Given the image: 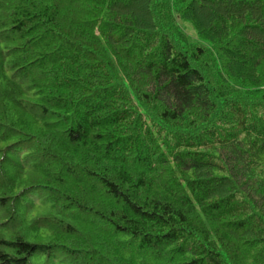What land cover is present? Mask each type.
I'll return each instance as SVG.
<instances>
[{
  "label": "trees",
  "instance_id": "obj_1",
  "mask_svg": "<svg viewBox=\"0 0 264 264\" xmlns=\"http://www.w3.org/2000/svg\"><path fill=\"white\" fill-rule=\"evenodd\" d=\"M0 264H264V0H0Z\"/></svg>",
  "mask_w": 264,
  "mask_h": 264
},
{
  "label": "rangeland",
  "instance_id": "obj_2",
  "mask_svg": "<svg viewBox=\"0 0 264 264\" xmlns=\"http://www.w3.org/2000/svg\"><path fill=\"white\" fill-rule=\"evenodd\" d=\"M176 21L179 26L183 29V31L188 35L191 41L199 43L201 45H207L205 41L198 37L193 25L188 20L177 17Z\"/></svg>",
  "mask_w": 264,
  "mask_h": 264
}]
</instances>
